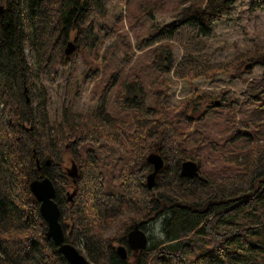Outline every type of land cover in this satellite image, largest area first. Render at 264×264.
<instances>
[{"label":"trees","instance_id":"1","mask_svg":"<svg viewBox=\"0 0 264 264\" xmlns=\"http://www.w3.org/2000/svg\"><path fill=\"white\" fill-rule=\"evenodd\" d=\"M235 1L178 0L173 21L140 40L146 48L187 34L190 51L176 63L168 42L142 62L113 61L97 30L109 18L104 0H0V264H68L29 189L40 177L55 186L65 240L93 264H264V78L246 76L264 66V44L228 61L192 53L205 49L216 21L233 16ZM250 9L264 10V0H250ZM78 59L97 106L74 111L75 82L50 120L43 82H55L61 67L75 71ZM171 72L193 89L175 104ZM221 74L247 84L241 99L194 83ZM210 117L222 137L200 129ZM205 148L217 152L216 168H204ZM150 153L164 160L153 189ZM185 160L197 162L198 176L180 174ZM154 220L164 240L148 237L144 250L121 259L114 242L126 244L135 224L146 232Z\"/></svg>","mask_w":264,"mask_h":264},{"label":"rangeland","instance_id":"2","mask_svg":"<svg viewBox=\"0 0 264 264\" xmlns=\"http://www.w3.org/2000/svg\"><path fill=\"white\" fill-rule=\"evenodd\" d=\"M104 4L109 12V18L105 21H98L97 30H99L98 33L103 38V48L108 47L109 56L110 51L113 52L111 56L113 61L114 59L123 60L124 58L130 59L132 57V61L140 58L139 62H142L146 57L145 51L159 42L161 44L170 43L176 63L190 51L187 45L188 37L184 33L172 37L167 34L161 35L158 38L159 42L146 48H143L140 42L149 34L158 32L164 25L173 21L176 14L175 10L180 6L178 0H104ZM102 26L103 28L114 29L116 34L106 35L105 31L101 30ZM127 41H129L130 47L127 46ZM255 42L264 44V10L255 9L251 11L250 0H236L233 16L231 18L224 17L222 20L216 21L211 38L205 39V49L192 53L194 55L205 54L210 62L228 61L237 53L253 47ZM127 47L129 49L126 51L129 52L125 54L124 49H127ZM83 68V62L78 59L75 71H72L69 67H61L55 82H43L50 120L60 117L63 107L72 95L70 89L75 82H78V93L74 98V111L77 113L86 112L97 106L92 93L94 82L82 76ZM127 69L128 67L125 70ZM144 72L146 71L143 70ZM246 76L249 81L264 78V66L257 65L253 67ZM170 78L173 81V86L170 89L172 95L169 98L171 104H175L179 99L193 92L191 86L187 85L176 75H173L172 72L170 73ZM194 83L198 88L211 93L213 96H217L224 88L229 89L228 95L235 96L238 99L242 98L243 91L247 85L240 81H230L222 74L214 77L212 81H206L201 77L195 79ZM207 103L208 101L203 102L200 108L203 109ZM237 116L240 115L237 114ZM210 118L212 120L208 122V125H204L200 129L209 131L211 138L222 137L219 131L220 127H218L219 123L216 122L214 117ZM203 153L205 155V169L216 168L219 165V161L216 159V151L212 150L209 152L208 148H205ZM63 165L67 166L66 172H68L71 165L67 162ZM116 223V221H113L110 224L111 226L107 229L106 235L111 234L113 231L111 229L112 227L114 228ZM146 227L148 237H151L154 241L164 240L160 223L154 220L147 223ZM116 245L118 243L114 242V246Z\"/></svg>","mask_w":264,"mask_h":264},{"label":"water","instance_id":"3","mask_svg":"<svg viewBox=\"0 0 264 264\" xmlns=\"http://www.w3.org/2000/svg\"><path fill=\"white\" fill-rule=\"evenodd\" d=\"M2 12V6L0 7ZM73 44L69 43L68 47ZM219 104V101H217ZM148 161L152 165V171L146 176V185L148 189H153L156 178L164 167V160L158 153H150ZM49 164V161H47ZM68 175L72 178L77 176V168L74 164L68 169ZM180 174L187 178H194L199 175V165L193 160H185L180 167ZM29 189L36 200L39 202V211L47 224L46 237L51 239L58 248L68 264H93L85 255L78 250L76 246L67 242L64 236V229L60 222V208L55 201L56 189L49 177H40L30 181ZM75 189L68 192V200H72ZM148 244L147 233L140 228L137 223L128 232L126 244H118L115 247L116 254L123 260L129 258L128 252L131 251V257H135L139 251L144 250Z\"/></svg>","mask_w":264,"mask_h":264},{"label":"flooded vegetation","instance_id":"4","mask_svg":"<svg viewBox=\"0 0 264 264\" xmlns=\"http://www.w3.org/2000/svg\"><path fill=\"white\" fill-rule=\"evenodd\" d=\"M130 253H131V251H130Z\"/></svg>","mask_w":264,"mask_h":264}]
</instances>
